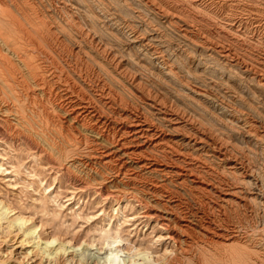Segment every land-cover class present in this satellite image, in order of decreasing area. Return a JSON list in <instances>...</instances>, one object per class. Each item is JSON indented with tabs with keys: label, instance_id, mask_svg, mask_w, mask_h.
<instances>
[{
	"label": "bare ground",
	"instance_id": "6f19581e",
	"mask_svg": "<svg viewBox=\"0 0 264 264\" xmlns=\"http://www.w3.org/2000/svg\"><path fill=\"white\" fill-rule=\"evenodd\" d=\"M137 1L168 24L183 22L166 0ZM175 1L199 17L223 19L237 43L240 31L258 33L259 25L247 29L233 11L221 16L223 2L233 0ZM109 5L0 0L1 142L18 146L26 139L34 155L55 164L22 134L32 128L28 112L49 121L50 111H59L66 142L60 155L71 152L72 142L85 144L89 156L83 163L97 174L102 170L101 179L89 172L88 177L97 181L101 198L113 201L99 213H84L77 201L70 202L71 223L62 226L57 215L63 204L54 191L44 194L50 184L41 190L44 197L33 198L39 204L32 214L0 194V264H264V168L253 162L251 148L264 157V114L239 89L227 87L220 94L212 84L183 81L176 66L151 49L147 36L119 20ZM180 27L190 45L235 69L247 86L264 89V50L249 61L231 44L209 43L195 24ZM194 61L187 64L194 77L206 72L205 58ZM238 103L258 119L237 110ZM259 103L264 106V95ZM3 157L0 153V175L14 187L16 170L8 171ZM67 170L65 181L83 190L86 183ZM48 202L55 205L51 217ZM80 215L94 219L95 235L71 231ZM11 236L20 247L16 256L5 239Z\"/></svg>",
	"mask_w": 264,
	"mask_h": 264
},
{
	"label": "rangeland",
	"instance_id": "374dc122",
	"mask_svg": "<svg viewBox=\"0 0 264 264\" xmlns=\"http://www.w3.org/2000/svg\"><path fill=\"white\" fill-rule=\"evenodd\" d=\"M108 1L113 6V8L115 7L116 10L114 11L117 15H119L118 17L120 18L119 20L124 19L126 21H129V23L131 24V26H133V29L135 31H137L139 34L147 36L149 40L148 43L151 46V49L154 50L156 49L161 54L160 56L162 57V59L168 61L170 64L174 65V67L176 66L175 69H177L176 71L177 73H179V76L181 79H183V81L187 80L189 83H191V85L198 84L201 86L202 85L205 86L212 84L216 86V88L218 89L217 91L220 92V94H225V92H227V87L228 90L239 89L238 91L241 94V97L243 99L245 98L248 99L249 97L250 98L252 97V99L255 102H258V103L254 102L255 106H257L258 110L264 114V106L261 103H259L261 95H264V89L263 88L257 89V87L255 86L254 87L247 86V83L242 82L244 76L241 75L240 73L238 74L235 69L222 66L219 63V61H216L214 59L213 56H208L207 55L208 53H206L201 47L190 45L181 36V29L183 27H180V25L183 24L184 25H187L188 23L195 24L197 27L203 30L202 32L207 36L209 43H212L215 46L216 44L224 45V46L231 44L235 48V51L238 53V55L242 56L244 59H247L249 61L256 62L255 55H258L259 53L261 54V52L264 50V42H263L264 41L263 39L264 38V0H233V1L223 2L224 4L222 10L220 11L221 14L223 13L221 15L222 17H225L224 15H226V13L233 11L232 17L234 18L238 17L237 18L238 20L246 24L247 29L252 30L257 27L255 25H259V27L255 29V31L258 32L255 35H252L251 33L248 34L246 30L241 29L243 31L240 32L243 33V35L239 37L238 43L233 40L232 37L234 35L233 31H230L228 28L224 26L225 21L223 19L214 21L207 17H203V18L199 17V15H195L194 12H192V10L187 6L178 5L177 3H175L176 2L175 0H166V1H168V6L173 7V11L176 14L182 16V20L184 23L183 22H180L179 24L172 23L173 25L168 24L161 17L160 18L155 17L153 13L155 11H153L151 8L149 9L148 7L142 5L141 3H138L137 0H108ZM155 1L157 2L159 0H155ZM213 2H214L213 5H215L218 2V0H214ZM126 4L129 7H125ZM231 4L236 5L235 8L230 7L229 5ZM112 6L109 5V7L111 8ZM138 57L142 58L140 60L147 62L146 57H141V56ZM200 58H205L204 64L207 66L206 72L199 73V75L195 73L197 76L194 77L193 73L189 71L187 64H189V61H191V59L192 60L195 59L194 61L195 64ZM200 78L201 80H199ZM235 108L239 111L242 110L246 112L247 116L249 118H252V120L254 121L258 119L257 116H260L255 113L248 112L247 108L240 103H238V105L236 104ZM57 113H59V111H55V110L50 111L51 118L49 121H47L46 116L43 114H39L36 116V113L28 112L27 114L29 117L28 120L32 121L31 122L32 125L30 126L32 128H30V130H26L22 134L23 136H26L29 139L36 142V144L40 149H42L44 152L49 154L52 158L56 159V161L54 162H56L57 165L56 163L53 165L51 163L48 164L43 158H40L38 155H34V150L26 144L27 143L26 139L23 138L22 140L20 139L18 141L19 143L18 146H17V142L15 143L9 142L8 145L2 143L0 140V153L4 155L3 166L7 167L8 171L12 170L13 168L16 170L17 173L16 181L18 184V185L17 184L14 185V187L6 186L7 185L5 183L6 178H4L3 177L4 175L1 174L0 194H3L6 200H8L16 209H20L26 212V214H32L33 211H35V206L39 204V202L37 200L34 201L33 198L38 197L39 194H41L42 197H44V194H47L48 191L51 192L54 191L58 202L63 204L59 210L60 212L57 215L58 216L57 222L59 224H62V226H69L71 223V218L69 215V209L67 208L69 206L67 205L68 203L77 201L80 205H82V209L84 213L85 212L99 213L101 209H104L105 207L106 209L110 210L111 206L113 205V201L109 198H104L103 197L104 195H102L101 198L100 192L97 189L98 188L97 181H95L91 177H88L89 176L88 172H89L90 174L94 175L93 176L94 178L101 179L99 173H102V170H99L98 167L95 165L94 167H96L100 171L97 174L96 172H93L94 169H92L91 167L90 169H88L89 167L83 163L85 159L87 160V158L85 157L89 156L88 153L89 149L86 147L85 144L79 145L75 142H72L74 143L73 145L74 147L73 146L70 147L71 152L68 151V148L64 150V152L68 151L71 154L69 153L68 155L63 157L60 155L63 151L62 148L64 144H66V142L65 139H63L62 137V135L64 134V131L61 129L62 121L60 120L58 121V118L56 117ZM14 128L18 129L17 126L13 127V129ZM240 146L243 149H246V145L243 144ZM251 148L256 152V156L253 158V162L255 163V165L264 168L263 155H261L260 151L255 146H252ZM66 168L68 169L67 170L68 173L74 175L75 177L79 178L80 180L86 183V186L83 190H74L68 184V182L65 181L64 171L66 170ZM53 179L55 180L57 179V180L55 181ZM49 184H50L49 187L50 189L48 188L44 194L43 192L41 193L42 188L46 187ZM28 186L30 188H28ZM70 189L74 191H70ZM95 190L97 193L95 192ZM92 193L94 194V196ZM98 195H100V198ZM100 199L103 201H101ZM46 206L50 212V215H48V217H51V212H53V207H55V205L52 204L51 202H48ZM80 216L81 217L78 216L76 218L75 221L76 223L74 222L73 224L74 226L70 227L71 231L72 232L77 231V233L83 235L85 231L88 230L87 233L89 235H95L96 233L93 231V227L96 225L94 224L95 223L94 219H92V221L91 220L87 221L85 216L83 217L82 215ZM34 217L35 218L38 217L37 219H39L40 215L36 214L34 215ZM5 239L11 242V243L9 242L7 243L8 245L11 246L10 247L11 249H9L11 251V254L14 256L18 255L20 252V247L17 245V243L16 244L14 243L17 239L14 236H11V238L6 237ZM2 245L3 248L7 247L6 244L4 243H2Z\"/></svg>",
	"mask_w": 264,
	"mask_h": 264
}]
</instances>
